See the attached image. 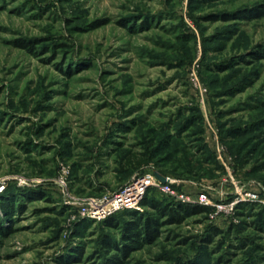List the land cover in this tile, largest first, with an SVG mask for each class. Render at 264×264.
Segmentation results:
<instances>
[{
  "label": "rangeland",
  "instance_id": "374dc122",
  "mask_svg": "<svg viewBox=\"0 0 264 264\" xmlns=\"http://www.w3.org/2000/svg\"><path fill=\"white\" fill-rule=\"evenodd\" d=\"M237 10L250 18L220 20ZM263 13L264 0H0V264H105L121 228L79 205L150 167L174 193L146 201L206 209L161 218L121 264H264V58L240 60L264 47ZM142 200L119 224L152 214Z\"/></svg>",
  "mask_w": 264,
  "mask_h": 264
},
{
  "label": "trees",
  "instance_id": "16d2710c",
  "mask_svg": "<svg viewBox=\"0 0 264 264\" xmlns=\"http://www.w3.org/2000/svg\"><path fill=\"white\" fill-rule=\"evenodd\" d=\"M261 15H264V13ZM219 16L220 20L225 21L250 18L244 13L240 14L239 10H237V12L222 13ZM255 16H260V14ZM207 18L216 20L215 17L210 15L207 16ZM27 45L28 47H26L28 49L33 50V46L30 43ZM248 56H250V59H248L249 57H245L240 60L246 63L250 60L264 58V47L260 46L259 48L254 49L248 53ZM236 63L238 64V62ZM142 201V204L148 205L149 208L153 210L152 214L147 215L137 211L125 210L121 212L120 215H126L128 218L123 220L122 224H119L118 218L115 216L116 214L109 216L103 221L105 226L107 225L108 227H113L115 229L121 228L122 232V236L119 240L110 237L103 239L102 248H104L105 252L112 249L116 251V255L107 258L105 264H121V260H123V258H125L136 246L145 242L153 241L158 236V227L162 225V223H160L161 218L168 217V222L180 223L185 217L192 214H198L206 209L198 205L194 207L183 204L179 205L172 203L171 200H167L164 203L154 197H151L146 201L144 196ZM9 208L10 205L8 200H0V210L7 211Z\"/></svg>",
  "mask_w": 264,
  "mask_h": 264
},
{
  "label": "built area",
  "instance_id": "2783aa9c",
  "mask_svg": "<svg viewBox=\"0 0 264 264\" xmlns=\"http://www.w3.org/2000/svg\"><path fill=\"white\" fill-rule=\"evenodd\" d=\"M172 183L171 178L160 176L153 167H150L145 172L136 174L131 181L112 195L102 200L86 199L79 205L78 213L88 219L103 220L121 209L139 205L147 189L151 187L173 194Z\"/></svg>",
  "mask_w": 264,
  "mask_h": 264
}]
</instances>
